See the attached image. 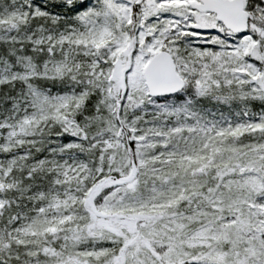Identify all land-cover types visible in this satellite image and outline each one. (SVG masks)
I'll return each instance as SVG.
<instances>
[{
	"label": "snow or ice",
	"instance_id": "6c2138e0",
	"mask_svg": "<svg viewBox=\"0 0 264 264\" xmlns=\"http://www.w3.org/2000/svg\"><path fill=\"white\" fill-rule=\"evenodd\" d=\"M0 264H264V0H0Z\"/></svg>",
	"mask_w": 264,
	"mask_h": 264
}]
</instances>
